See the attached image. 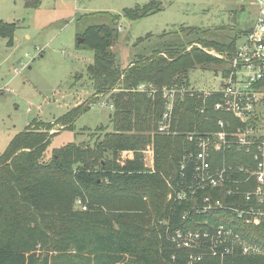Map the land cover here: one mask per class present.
Returning <instances> with one entry per match:
<instances>
[{"label": "trees", "instance_id": "16d2710c", "mask_svg": "<svg viewBox=\"0 0 264 264\" xmlns=\"http://www.w3.org/2000/svg\"><path fill=\"white\" fill-rule=\"evenodd\" d=\"M41 3L25 1L28 8ZM162 9L154 0L126 8L123 15L134 21ZM95 14L116 24L88 26L77 46L94 51L88 74L95 96L109 95L110 126H100L103 133L93 142H70L46 157L59 131L76 129L78 118L90 110L89 99L53 121L34 119L10 140L0 155V264H189L199 251L177 246L172 232L211 229L214 224L232 228L261 253L204 255L193 264H264V224H246L226 210L197 214L191 211L193 199H169V184L180 190L191 177V162L185 171L180 168L189 151H195L189 134L217 132L222 118L231 128L241 125L233 115L215 109L221 94L178 93L170 134L158 131L167 103L160 89L192 87L189 72L198 67L227 73V59L210 51L230 57L238 35L210 38L198 27H182L159 35L163 41L122 66L113 50L120 39L119 16ZM17 27L0 20V38H7L9 46ZM152 36L140 37L136 44ZM149 84L159 89L153 95L139 89ZM226 155L230 163L245 157L233 151Z\"/></svg>", "mask_w": 264, "mask_h": 264}, {"label": "rangeland", "instance_id": "374dc122", "mask_svg": "<svg viewBox=\"0 0 264 264\" xmlns=\"http://www.w3.org/2000/svg\"><path fill=\"white\" fill-rule=\"evenodd\" d=\"M25 1L0 0V20L18 23L13 46L0 38V155L34 119L53 121L89 99L90 110L78 118L76 129L59 131L46 157L70 142H93L103 133L100 126H110L109 95L96 97L88 74L94 51L77 46L79 34L88 26L116 24L109 16L95 13L119 16L120 39L113 50L122 66L135 54L157 46L163 33L198 27L210 38L238 35L241 40L242 30L251 28L256 19L255 10L243 9L238 0H155L163 9L134 21L123 15L124 9L154 0H42L33 8L26 7ZM148 34L153 36L136 44ZM220 72L214 66L198 67L189 72L188 81L198 90L209 91L222 83Z\"/></svg>", "mask_w": 264, "mask_h": 264}, {"label": "built area", "instance_id": "2783aa9c", "mask_svg": "<svg viewBox=\"0 0 264 264\" xmlns=\"http://www.w3.org/2000/svg\"><path fill=\"white\" fill-rule=\"evenodd\" d=\"M238 2L254 9L256 19L244 38L238 41L233 55L226 57L223 53L210 51L227 59L229 70L227 73L221 70L222 83L209 91L177 86L160 89L167 103L158 131L170 134L178 93L202 92L206 97L212 93L221 94L215 109L233 115L241 125L231 128L222 118L217 132L189 134V139L195 140V151H189L187 161H183L180 168L185 171L187 163L191 162V177L180 190L169 184L172 189L169 199L175 202L193 199L191 211L197 214L226 210L246 224L261 225L264 224V0ZM139 89L150 95L159 90L152 84L141 85ZM227 151L245 157L242 162L230 163ZM82 208L86 209L85 206ZM170 238L177 246L199 251L190 256L189 264L202 260L204 255L224 258L236 252L244 255L261 253L257 245L247 242L223 224H214L211 229L178 228Z\"/></svg>", "mask_w": 264, "mask_h": 264}, {"label": "water", "instance_id": "95a60500", "mask_svg": "<svg viewBox=\"0 0 264 264\" xmlns=\"http://www.w3.org/2000/svg\"><path fill=\"white\" fill-rule=\"evenodd\" d=\"M83 42H84V38L81 37L78 43H83Z\"/></svg>", "mask_w": 264, "mask_h": 264}]
</instances>
